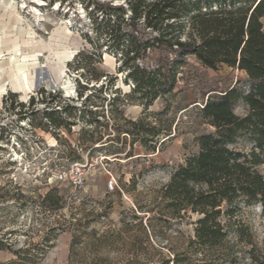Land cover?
Wrapping results in <instances>:
<instances>
[{
	"label": "rangeland",
	"instance_id": "1",
	"mask_svg": "<svg viewBox=\"0 0 264 264\" xmlns=\"http://www.w3.org/2000/svg\"><path fill=\"white\" fill-rule=\"evenodd\" d=\"M94 29L82 0H0V194H8L7 199H0V240H7L13 250L27 248L37 256L25 264H165L174 254L204 264L203 253L194 252L199 249L187 254L189 240L195 239L196 215L165 224L158 209L148 212L174 170L196 152V138L212 132L202 120L200 108L209 97L219 96L245 79V74L228 67L209 69L188 58L163 119L173 123V134L155 153L133 146L126 135L114 141V126L125 129L121 119H111L107 129L103 125L92 136L91 132L84 134V128H91L80 122L77 113L71 118L77 126L70 131L66 127L55 130L44 117L46 111L59 110L58 105L82 106L78 95L86 83L81 71L69 65L83 50L93 51L85 36L97 46L108 41ZM103 52V61L95 68L104 77L92 85L98 89L111 80L115 86L84 93H94L93 104L107 114L110 97L119 95L123 100L133 86L125 83L126 74L119 71L120 55L108 54L105 46ZM24 57L37 59L35 68L28 70L25 94L12 90L10 77L13 70L19 75ZM81 61L86 64L88 60ZM85 74H93L91 68ZM166 106L167 102L158 100L148 112L158 113ZM120 111L127 120L136 121L144 107L134 98ZM235 113L242 116L246 108L238 106ZM102 134L106 137L99 142ZM250 149L247 145L246 150ZM260 170L264 174V166ZM113 179L117 186L110 192L108 184ZM10 182L20 187L23 197L19 200L11 198L15 191ZM51 191L61 198L58 211L42 205ZM151 217L156 220L150 224ZM238 220L250 228L257 252H264L261 207L245 208ZM229 239L234 255L224 261L219 257L227 251L214 250L212 264H256L249 256L251 247L233 233ZM14 259L9 250L0 251V263Z\"/></svg>",
	"mask_w": 264,
	"mask_h": 264
},
{
	"label": "trees",
	"instance_id": "2",
	"mask_svg": "<svg viewBox=\"0 0 264 264\" xmlns=\"http://www.w3.org/2000/svg\"><path fill=\"white\" fill-rule=\"evenodd\" d=\"M82 1L96 35H104L108 41L97 46L85 36L93 51L83 50L76 62L69 65L76 72L81 71L86 83L80 86L78 95L82 106L58 105L59 110L46 111L44 117L49 125L55 130L66 127L70 131L77 126L71 118L78 113L80 122L94 129L84 128V134L91 132L94 136L103 125L107 129L111 119H121L125 129L114 126L117 132L114 141L126 135L133 146L138 144L146 152L155 153L173 134V123L163 119L168 116L169 101L175 96L179 75L188 58H195L209 69L228 67L244 73L245 79L221 95L209 97L200 108L199 114L212 132L196 138V152L174 170L148 213L158 209L160 221L165 224L196 215L195 239L189 240L187 254L199 249L194 252L203 253L204 264H212L214 250L227 251L219 257L224 261L234 255L229 239L232 233L251 247L249 256L253 263L264 264V252H257L250 228L238 220L245 208L256 206L261 207L264 216V174L260 170L264 166V0ZM104 46L108 54L120 55L119 71L126 74L125 83L133 86L123 100L119 95L110 97L111 111L107 114L93 104L94 93H84L89 89L103 92L115 86L107 76L108 83H102L98 89L92 85L99 84L104 77L95 68L103 61ZM81 58H87V63ZM90 68L93 74L88 76L85 72ZM40 95L45 102V91ZM134 98L144 112L138 120L131 121L120 108L133 103ZM158 100L167 102L165 109L148 112ZM238 106L246 108L244 115L235 113ZM105 137L102 134L99 142ZM247 145L251 146L249 152ZM9 185L15 191L11 198L23 197L18 185L13 186L12 182ZM7 198L8 194H0V199ZM60 201L58 192L51 191L42 205L58 211ZM155 220L151 217L148 222ZM76 240L75 236L73 241ZM8 243L0 240V251L9 250L15 259L0 264H25L37 257L27 248L13 250ZM173 256L165 264H194L186 256L184 260L179 254Z\"/></svg>",
	"mask_w": 264,
	"mask_h": 264
},
{
	"label": "bare ground",
	"instance_id": "3",
	"mask_svg": "<svg viewBox=\"0 0 264 264\" xmlns=\"http://www.w3.org/2000/svg\"><path fill=\"white\" fill-rule=\"evenodd\" d=\"M16 49H17V47H16ZM19 51L21 52V50H19ZM33 61H34V63H33ZM35 61H37V59L34 60L33 57H31V58L24 57L22 60H20V62L16 61V62L20 63V65H19L20 67H18L19 68V75L15 74L14 70L12 71V74L10 75V77L13 78V80H14V82L12 84V90L14 92H21L24 94L28 92V86H29V71L28 70L30 67L35 68V66L37 65V62H35Z\"/></svg>",
	"mask_w": 264,
	"mask_h": 264
},
{
	"label": "built area",
	"instance_id": "4",
	"mask_svg": "<svg viewBox=\"0 0 264 264\" xmlns=\"http://www.w3.org/2000/svg\"><path fill=\"white\" fill-rule=\"evenodd\" d=\"M76 168H77V171H80L79 166H77ZM116 186H117V183H116V181L113 179V180H111V181L109 182V184H108V190H109L110 192H113V191L115 190Z\"/></svg>",
	"mask_w": 264,
	"mask_h": 264
}]
</instances>
